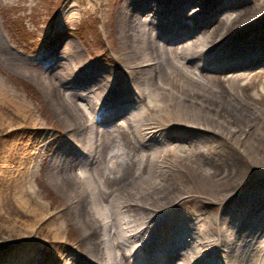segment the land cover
Listing matches in <instances>:
<instances>
[{"label": "bare ground", "instance_id": "6f19581e", "mask_svg": "<svg viewBox=\"0 0 264 264\" xmlns=\"http://www.w3.org/2000/svg\"><path fill=\"white\" fill-rule=\"evenodd\" d=\"M113 20L102 65L67 44L30 68L64 124L50 142L0 100V132H34L0 191L37 221L6 230L5 261L70 217L86 260L59 243L54 264H264V0H119ZM45 161L52 214L33 187Z\"/></svg>", "mask_w": 264, "mask_h": 264}, {"label": "rangeland", "instance_id": "374dc122", "mask_svg": "<svg viewBox=\"0 0 264 264\" xmlns=\"http://www.w3.org/2000/svg\"><path fill=\"white\" fill-rule=\"evenodd\" d=\"M118 1L105 0L103 8V0H0V37L6 47L5 50L0 46V87L4 89L0 93V100L12 103L6 114L7 120L14 123L12 128L20 126L15 121L20 119L18 106L26 103L37 121L39 129L36 132L48 136L46 144L64 131V124L48 104L45 84L29 70L32 66H38L39 60L61 52L60 48L67 44L66 47L75 46L85 59L102 65L103 52L109 50L110 38H115L114 33L112 37L106 35L114 28V9ZM18 63H24L25 67H19ZM33 133L0 132V167L10 163L17 166L21 149ZM45 150L41 148V151ZM50 155L51 151H48L47 159ZM47 165L45 161L38 168L39 179L33 183V187L40 191L38 202L45 206L46 214H52L63 201L49 183ZM2 189L0 243L8 241L6 230L9 227L29 223L36 227L37 224L33 217L28 221L26 209L19 197L15 196L13 187L4 186ZM62 227L59 242L37 235L24 249L23 264H54L57 259H66L65 263H68L70 257L65 255L62 258L63 248L58 246L59 243L72 251V257L86 260L85 246L75 223L68 217ZM9 254H12L11 249L5 251L0 248V264H10V261H5Z\"/></svg>", "mask_w": 264, "mask_h": 264}]
</instances>
